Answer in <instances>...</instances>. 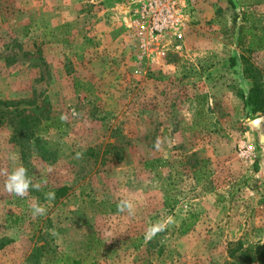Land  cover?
<instances>
[{"label":"rangeland","instance_id":"1","mask_svg":"<svg viewBox=\"0 0 264 264\" xmlns=\"http://www.w3.org/2000/svg\"><path fill=\"white\" fill-rule=\"evenodd\" d=\"M128 1L0 0V170L41 184L0 173V264H264L239 255L264 245V0H184L179 38L138 34ZM9 113L51 119L50 157L21 158Z\"/></svg>","mask_w":264,"mask_h":264},{"label":"trees","instance_id":"2","mask_svg":"<svg viewBox=\"0 0 264 264\" xmlns=\"http://www.w3.org/2000/svg\"><path fill=\"white\" fill-rule=\"evenodd\" d=\"M238 38V44L241 45L243 42H240ZM262 44L259 43L257 46L260 47ZM247 48H253V45H248ZM260 91L257 90L256 86H252L249 89L247 96V103L252 107V112H260L264 106V99L260 96ZM9 125L11 127V142L14 143L19 151L21 158H26L30 152L38 153V155L50 157L51 150L48 148L46 143L39 137L35 136V131H33V126L37 122L39 125L36 129L37 134L42 132H47L50 127H53L51 119L48 117H41L40 119L31 118L27 115L9 113ZM36 124V125H37ZM163 206L168 207V202L165 200ZM233 251L230 253L232 254ZM257 254L258 257H261V260L264 257V245L254 244L250 248H239V255L244 257L247 260H252L254 255ZM264 260V259H263ZM52 264H85L82 260L68 256L67 254H61L53 258Z\"/></svg>","mask_w":264,"mask_h":264},{"label":"built area","instance_id":"3","mask_svg":"<svg viewBox=\"0 0 264 264\" xmlns=\"http://www.w3.org/2000/svg\"><path fill=\"white\" fill-rule=\"evenodd\" d=\"M129 27L140 35L179 38L185 24L184 0H129Z\"/></svg>","mask_w":264,"mask_h":264},{"label":"clouds","instance_id":"4","mask_svg":"<svg viewBox=\"0 0 264 264\" xmlns=\"http://www.w3.org/2000/svg\"><path fill=\"white\" fill-rule=\"evenodd\" d=\"M73 115L75 116L76 113L73 110ZM61 120L66 121L67 116L61 115ZM159 139V138H158ZM79 155V154H78ZM10 159L13 162H16L19 160L18 154H12L10 156ZM0 173L4 174L6 176L5 180V190L8 193L14 194L19 197H26L29 194V188H33L37 191L40 190L41 184L39 182L33 183L32 179L28 177L27 175V169L20 164L19 166L15 167L11 172H8L7 169L0 170ZM46 198L48 200H52L55 198L54 192H49L45 194ZM33 217L38 215H44L46 212V208L43 205H40L38 203H33L31 205ZM118 211H124L125 209H128L129 212L132 211L133 205L129 201H121L117 205ZM167 226L166 223L157 221L156 223L152 224L148 229L146 230V238L151 239L154 237L158 232L162 231Z\"/></svg>","mask_w":264,"mask_h":264},{"label":"bare ground","instance_id":"5","mask_svg":"<svg viewBox=\"0 0 264 264\" xmlns=\"http://www.w3.org/2000/svg\"><path fill=\"white\" fill-rule=\"evenodd\" d=\"M254 124L259 128L261 134L263 135V128L260 127L261 126V121L260 120L255 121Z\"/></svg>","mask_w":264,"mask_h":264},{"label":"water","instance_id":"6","mask_svg":"<svg viewBox=\"0 0 264 264\" xmlns=\"http://www.w3.org/2000/svg\"><path fill=\"white\" fill-rule=\"evenodd\" d=\"M258 120H259V119L255 120V121H258ZM260 127H262V125H261Z\"/></svg>","mask_w":264,"mask_h":264}]
</instances>
